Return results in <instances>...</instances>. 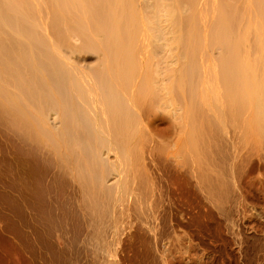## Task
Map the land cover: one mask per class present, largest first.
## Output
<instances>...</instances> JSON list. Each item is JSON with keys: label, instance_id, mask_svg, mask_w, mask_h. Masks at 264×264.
Instances as JSON below:
<instances>
[{"label": "bare ground", "instance_id": "6f19581e", "mask_svg": "<svg viewBox=\"0 0 264 264\" xmlns=\"http://www.w3.org/2000/svg\"><path fill=\"white\" fill-rule=\"evenodd\" d=\"M212 67L225 85L219 92L226 88L220 98L233 106L253 99L257 131L259 124L264 129V0H0V134L19 171L17 184L8 175L0 210L10 211L8 232L18 226L14 220L21 222V230L12 231L21 256L82 264L79 258L108 233L101 237L110 203L125 200L122 166L143 143L135 144L136 133L151 132L170 109L179 129L182 85L195 105L196 87L209 86L202 83L213 76L206 74ZM245 110L232 116L251 113ZM17 209L19 222L12 214ZM6 235L10 241L13 235Z\"/></svg>", "mask_w": 264, "mask_h": 264}, {"label": "rangeland", "instance_id": "374dc122", "mask_svg": "<svg viewBox=\"0 0 264 264\" xmlns=\"http://www.w3.org/2000/svg\"><path fill=\"white\" fill-rule=\"evenodd\" d=\"M207 68L209 69V67ZM204 69L201 70L205 71L206 69ZM213 69L206 73L207 75L210 72L213 73L210 74L213 75L210 76L212 78L208 76L209 79H206L207 75H202V79H205L201 83L204 85L205 80H208L210 87L206 85L207 87L205 86L204 90L201 88L203 92L200 90V86L202 87L200 83V86L198 85L199 89L196 87L198 97L200 95L202 97H199L201 103L197 97V103L199 102L200 105L196 102L195 105H192L196 99L191 101L193 98H190L188 86L186 84L182 85V125H179V129L177 128L178 125L176 126L174 123L177 116H174L175 120L173 119V115H177V113H175L176 111L172 113L170 109L168 112L173 115L170 116L167 112L166 116L168 118L165 115H163L164 117L159 116L156 122L155 120L153 122L154 116H151L153 117L151 118L152 121L148 120L146 123L149 122L148 125L152 122L154 124L159 123L160 128L157 124L152 127V123V126L150 125L151 132L145 127L144 131L142 129L136 133L135 144H139L140 140H143V143H140L139 146L135 145L132 155H130L131 153L128 154L131 156V160L128 158L130 163L127 160L128 162L126 161L125 165L129 163V167L127 165L126 167L122 166L125 170L123 172L128 176L126 181L121 183L124 186L126 185L124 203H122L123 201L110 203L113 206L110 205L112 209L110 210L111 216L110 219L107 218L109 220H104V222L106 221V231L104 230L101 233V237L106 234L108 236L102 238L103 242L95 240L100 242V245L93 242V246L97 243L94 246L95 248L91 247L94 254L89 252V256H81L79 259H83V261L81 260L82 264H103V262H106L105 264H264V135L260 134L264 132V129L259 124L260 133L259 130L257 131L256 125L258 123L256 121L259 119L255 121V116H253L254 109L252 107L256 106L253 99L251 100L252 103L254 102L253 104L250 100L249 103L245 100L243 104L240 105V101H238L233 106L235 102L232 104L233 101L228 100V97L220 98L221 96H227L224 93L226 88L221 83L224 85H222L223 92H219V90H222V88H218L221 87V84L218 83L221 80L216 79L215 75L218 74L215 73L218 71ZM203 71L200 73H205ZM183 73L182 71V80H186V75ZM216 81L217 86H215ZM206 88H208L207 91ZM216 88L217 90H215ZM199 92H202L203 95ZM221 92L224 93V96ZM207 94L211 96H207ZM215 94L216 96L218 94L217 97L222 100L217 102L218 98ZM226 100H228V103L230 102V106L222 104L226 103ZM209 102L212 104H209ZM237 103L239 106H237ZM201 104L203 107H201ZM211 105L216 107V109L214 107V110L219 107L218 112H214L213 109H211L213 112L211 110L209 112ZM212 106L211 108H213ZM225 106L229 109L232 108V111L235 110V113H238V111L243 112L247 108L251 113H247L248 117L246 113L245 115L240 113L244 117H241L240 114V116L235 114L237 117L235 115L233 117L234 113L229 109L225 110ZM204 107L205 109L202 110ZM228 110L232 114L229 115ZM236 110L238 111L236 112ZM218 113H220L219 117ZM220 116L224 117L221 118ZM214 119H216V122ZM217 121H220V125ZM214 123L218 124L215 125ZM238 124H242L241 127H243L241 128ZM236 126L240 129H237ZM156 127L158 130H152ZM176 133H179L180 136ZM0 136L2 137L1 134ZM137 136L141 139H137ZM1 137L0 157L4 161L0 158V182L4 180L2 181L3 184L0 183V198L4 196V189L8 186L6 184L10 183V181L6 182L11 179L8 175L11 174L12 176H10L14 177L11 182L17 184L16 176L19 173L16 167L17 163H12L13 161L8 157L9 155L7 156L5 143L1 141V139L4 141V138ZM3 143L6 151L3 150ZM180 145H182L181 148ZM1 146L3 149H1ZM178 148L182 151L180 149L179 151ZM179 152H181V155H178V158L176 153ZM10 162L14 166L10 164L13 169L7 166ZM9 167L10 171L8 170ZM125 168H128V172L131 168V173H128ZM14 173L17 175L15 176ZM122 174L124 175V173ZM123 175H121V182ZM14 180L15 182H13ZM16 195L14 199L18 197L15 201H19L20 205L17 202V206L21 207L20 196ZM2 199L5 200V196ZM2 199H0V207H6V200L3 201ZM2 208L3 211L4 208ZM115 208L118 212L115 211ZM7 209L5 208V212L3 211L4 214L0 210L2 215H0V228L6 230H0V236L2 237H0V250L2 251H0V264H16L17 262L20 264H40L39 260L36 263L32 259L29 260L30 258H28L30 262L27 261V258L25 257V259L23 255L22 258L21 252H19V240L15 233L16 238L13 235V232L21 230L19 229L21 222L18 224L14 220L15 227L20 225L17 226L19 230L16 227L17 230L13 229V232L11 230L8 232L10 228L5 219L7 221V215L10 211L6 212ZM17 212L19 213V209L12 213L13 217L16 216L17 218V215H20ZM114 216L116 218L119 216L118 220ZM18 217L20 218V216ZM19 218L16 221L19 222ZM107 231L108 233L105 234ZM4 232L9 233V235L12 234L14 237L8 236V238L12 237L9 241L6 237L8 234L6 235ZM101 237L98 239L100 240ZM13 241L18 242L15 245ZM98 249H101L102 253L101 251L98 253ZM95 254L97 257H95ZM44 255L43 258H40V260L44 259L41 264H48L49 258ZM9 258L11 259L9 260ZM99 260H102V262Z\"/></svg>", "mask_w": 264, "mask_h": 264}]
</instances>
